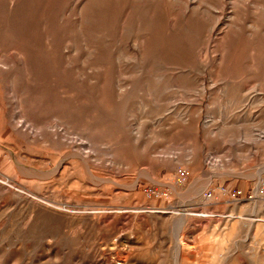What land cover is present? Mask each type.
I'll return each instance as SVG.
<instances>
[{
	"label": "bare ground",
	"instance_id": "6f19581e",
	"mask_svg": "<svg viewBox=\"0 0 264 264\" xmlns=\"http://www.w3.org/2000/svg\"><path fill=\"white\" fill-rule=\"evenodd\" d=\"M225 3L0 0V141L12 145L7 161L26 175H42L46 170L26 164L16 150L25 142L49 143L50 133L61 155L55 174H73L77 161L86 178L103 182L91 159L107 124L115 137H125L115 150L132 165L154 147L142 140L139 127L131 128V118L169 107L183 121H195L206 103L222 106L227 122L238 104L263 102V0H231L227 16L221 14ZM15 12L23 18L10 22ZM48 69L54 71V100L37 87ZM70 128L79 130L80 139L69 137ZM204 147H191L188 162L195 170L206 162Z\"/></svg>",
	"mask_w": 264,
	"mask_h": 264
},
{
	"label": "rangeland",
	"instance_id": "374dc122",
	"mask_svg": "<svg viewBox=\"0 0 264 264\" xmlns=\"http://www.w3.org/2000/svg\"><path fill=\"white\" fill-rule=\"evenodd\" d=\"M225 1L227 16L232 4ZM245 12L250 20V6ZM18 14L8 20L21 21ZM39 77V91L54 100V71ZM170 109L130 119L154 147L132 165L115 150L125 137L107 124L91 159L106 179L98 183L77 161L73 174L54 173L61 155L50 133L49 143L16 150L46 170L39 176L10 165L12 145L0 141V264H264V100L238 104L227 122L222 106L202 104L201 121H183ZM201 144L202 171L188 162ZM162 155L180 162H162Z\"/></svg>",
	"mask_w": 264,
	"mask_h": 264
}]
</instances>
